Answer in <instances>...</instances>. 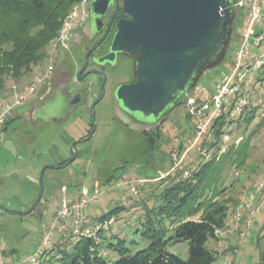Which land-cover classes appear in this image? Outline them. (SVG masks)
Wrapping results in <instances>:
<instances>
[{
    "label": "rangeland",
    "instance_id": "1",
    "mask_svg": "<svg viewBox=\"0 0 264 264\" xmlns=\"http://www.w3.org/2000/svg\"><path fill=\"white\" fill-rule=\"evenodd\" d=\"M241 25L244 26V22H240L239 26ZM236 26L238 25L236 24ZM236 26L232 30L229 44L223 55L212 69L199 78L195 85L194 89L205 90V92H196L197 97L209 98L214 93L220 78L229 73L234 53L238 49L244 32L243 27L236 28ZM253 30L257 34L260 31L264 33V24L255 25ZM73 33L75 35L76 30ZM249 44L251 56L264 52V42L256 47L253 44V39L250 38ZM60 53L58 52L56 55L54 69L61 62L58 61L62 57ZM43 66L44 63L42 66L33 68L32 72L24 77L18 85L24 86L32 82ZM112 66L101 72L106 80L103 87L104 95L93 109L95 131L88 141L76 146L78 155L67 167H54V170L44 173V168L53 164L54 155L59 153L64 158L71 159L73 157L71 143L87 136L92 124L89 111L96 96L101 92L102 81L100 78L102 79V76L90 75L81 83L83 101L79 105L69 108L66 103L61 102L58 94L55 96L53 94L43 110L45 115H33L34 121L32 122L28 119L19 120L6 131L0 132V264H28L27 260L38 247L43 228L55 224L54 214H56L60 200L64 197L61 186H66L68 189L67 195L65 194L67 200H69V196H78L82 188L91 191L97 186L99 190L103 191L97 203L89 205L82 211V214L86 213L89 218L94 215L106 214L117 207H125V210L113 215L112 223L104 229L106 231L102 235L104 238L102 240L103 250L106 253L108 264H113L119 258L116 251L119 240L125 242L124 247L129 254H135L148 245L142 240L140 233H136V230L140 229L137 219L143 213L142 206L138 205L142 203V198L148 197L147 195L154 190L159 182L151 180L141 184L139 186L140 194L130 198L126 205H121V201L128 198L129 190L122 186L121 182L131 176L150 180L141 176L145 169L143 162L152 168L149 170L148 167L146 168L147 175L157 176L155 179L159 180L167 177L174 179L180 173L183 174V177H189L185 176L186 172L189 173L188 167L194 169L198 164L204 163L205 159L199 156V150L202 149L197 148L196 143L194 144L196 132L191 118L186 117L185 101L157 125V127L161 126L164 135V142L159 148L161 154L155 155L154 158L148 157L147 147L140 146L141 140L138 136L154 127L143 128L130 124L126 127L123 125L118 116L113 93L119 84L126 83L130 79V74L126 66L121 65L120 68L115 69H112ZM61 67L62 65L59 69ZM77 67V64L73 65L72 73L76 72ZM257 76L258 73H254L252 84L248 88L250 104L260 105L255 118L248 125L246 131L243 127L235 130V123L229 125L226 129L232 132V137L226 134L223 139L224 143H229L230 139L236 138H239L240 141L241 138L249 136L260 119L264 110V76H261L263 79L261 82H256ZM60 82L61 72L54 75L20 109L29 110L32 108L34 110L46 96L51 95ZM11 84L14 83L9 81L7 86L10 87ZM62 112H66V114L61 115ZM61 117L60 125L53 122V119L58 120ZM226 137L228 139H225ZM69 138L74 140L68 143L65 140L68 141ZM251 145L254 149L247 167H257V171L251 178L243 179L234 186L232 191H227L228 193L226 192L219 198H232L236 201L237 206L235 209L229 210L227 227L225 230L219 231L218 241L209 242V247L213 251L215 250L218 256L216 264H258L259 262V248L264 244V239L260 238L264 234L262 230L264 225L263 130L257 138L252 140ZM179 147L182 151L180 156H184L183 163L180 168L172 172L170 170L175 168L177 160L172 153L180 157L178 155ZM124 161L126 162L125 168L114 172ZM113 172L114 179L100 187V182L104 180H99V178L110 176ZM160 174L165 177L162 178ZM239 174L240 172L234 168L226 167L222 173L224 184L228 185ZM40 176H42V180L39 183ZM259 184H262V188L257 191ZM112 188H114L113 191H111ZM251 196L254 198L252 207L240 213L239 206ZM40 198H42L41 203L33 211L32 208H35ZM136 204L137 206H134ZM146 204L148 208L158 205L154 201H149ZM29 211H31L30 214ZM251 212L254 214V218L250 224H247L246 221ZM239 214L241 218L237 221ZM56 225L57 227L53 228V241H56V231L59 230L58 224ZM88 227L96 228L95 222L92 221ZM112 235H117L118 239L110 240ZM222 237L226 239H221ZM109 242L114 246V249L107 247ZM228 246L234 248L231 249ZM49 249L50 247L41 257V261L52 258L51 253L48 252ZM165 250L181 260L188 258L187 242L168 244Z\"/></svg>",
    "mask_w": 264,
    "mask_h": 264
},
{
    "label": "trees",
    "instance_id": "2",
    "mask_svg": "<svg viewBox=\"0 0 264 264\" xmlns=\"http://www.w3.org/2000/svg\"><path fill=\"white\" fill-rule=\"evenodd\" d=\"M79 1L0 0V94L7 93L9 81L18 85L33 68L42 66L43 63L45 66L47 46L57 36L62 19ZM231 2L235 4L237 0ZM231 13L235 16L232 30L236 24L238 25L236 28L243 27L239 26L240 22H245L243 10L232 8ZM257 73L256 82H261L264 65ZM259 107L260 105L250 104L238 116H230L229 112H226L213 119L208 127V133L199 139L198 143L196 142L197 148L210 152L213 157L198 164L194 169L188 167L189 177H183L180 173L174 179L169 177L155 179L157 176L147 175L146 168L148 167V170L152 168L143 162L145 169L141 176L159 182L138 205L142 206L143 213L137 219L140 229H137L136 233H140L142 240L148 245L135 254H129L124 247L125 242L119 240L116 245L119 258L113 264H216L218 256L215 250L209 247V242L218 241L216 232L226 229L228 212L237 206L232 198H219L227 191H232L243 179L251 178L257 171V167H247V163L254 149L251 145L252 140L257 138L262 130L264 131V117L260 116L254 131L249 136L241 138L238 143L236 141L239 138L230 139L229 143L223 142L226 134L232 137V132L226 128L235 123V130L243 127L246 131ZM186 117L189 118L188 115ZM10 123L11 121L7 120L0 132L6 131ZM138 138L141 140L140 146L147 147L146 153L149 158L161 154L159 148L164 142L161 126L140 133ZM223 147L224 152L217 156ZM181 154L179 147L178 155ZM67 161L69 160L60 166ZM125 163L124 161L114 172L125 168ZM226 167L234 168L241 174L235 176L228 185H225L222 179ZM114 172L110 176L99 178L104 180L100 182V187L114 179ZM149 201H154L158 205L148 208L146 203ZM125 209L123 206L117 207L96 220L101 225ZM262 230L264 231V225ZM104 231L106 230L99 228L94 237L80 238L76 241L69 239L63 245L58 244L55 255L47 261L42 260L39 264H108L102 244ZM260 238L264 239V234ZM112 239H118V236L112 235L110 240ZM180 242L188 243L186 260H181L165 250L166 245ZM107 247L114 249L111 242ZM258 258V264H264V244L259 248Z\"/></svg>",
    "mask_w": 264,
    "mask_h": 264
},
{
    "label": "water",
    "instance_id": "3",
    "mask_svg": "<svg viewBox=\"0 0 264 264\" xmlns=\"http://www.w3.org/2000/svg\"><path fill=\"white\" fill-rule=\"evenodd\" d=\"M118 1L125 18L117 21L109 50L97 63H113L117 54L134 59L133 82L118 85L113 98L118 112L127 118L124 122L156 127L169 111L186 101L199 78L223 55L235 21L231 9L236 7L231 0H90L87 9L102 17ZM99 22L95 20L96 28ZM87 74L77 73V82ZM98 74L102 76L101 93L89 111L90 134L71 143L73 157L63 168L77 157L76 146L95 131L93 109L104 95L106 80L103 73ZM80 102L81 98H74L70 105Z\"/></svg>",
    "mask_w": 264,
    "mask_h": 264
},
{
    "label": "built area",
    "instance_id": "4",
    "mask_svg": "<svg viewBox=\"0 0 264 264\" xmlns=\"http://www.w3.org/2000/svg\"><path fill=\"white\" fill-rule=\"evenodd\" d=\"M90 0H80L70 12L62 19L61 26L57 36L49 43L46 50V63L40 70L35 79L27 85L19 86L11 84L7 93L0 94V129L4 123L11 117L12 113L17 109L26 105L29 98L36 95L41 87L45 86L52 78L56 55L59 51H65L69 48L73 38V32L79 29L86 21L88 15L87 5ZM234 6L243 10L245 22L243 26V35L239 43L238 49L234 53V60L230 66L227 75H223L214 93L209 98L197 97L196 92L204 89H193L191 95L185 101V112L191 118L192 125L195 129L194 144L201 139L208 130L209 123L219 117L221 114L229 112L230 116H238L250 105L248 88L253 81V75L264 65V52L259 55H250L249 39H253V44L259 47L264 42V33L260 31L258 34L254 32V26L264 24V0H237ZM264 117V110L261 113ZM225 139H228L227 137ZM239 140L236 141L238 143ZM225 147L221 149L217 156L223 153ZM200 155L205 160H211L213 155L206 150H199ZM176 164L175 171L181 167L184 156L177 157L174 153ZM163 178L164 175L160 174ZM185 176H189L186 172ZM151 180L141 179L136 176L125 178L121 185L129 190L128 198L121 201V205H126L129 199L140 194L139 186L150 182ZM257 191H260L262 184L257 185ZM114 188H112L113 191ZM103 191L97 186L93 190L82 188L75 200H67L63 197L56 210L55 224L44 227L41 231L38 247L33 255L27 260L28 264H39L41 257L45 251L52 246L53 228L58 224L59 227V244L67 242L69 239L76 241L80 238L94 237L97 229H106L112 220L98 225L94 229L83 227L87 223V219L83 217L82 211L91 204H95L101 197ZM253 196L249 197L238 211H247L252 207ZM264 206V205H263ZM241 218L238 215L237 221ZM254 214L251 212L246 223L250 224ZM219 231L216 232L218 235Z\"/></svg>",
    "mask_w": 264,
    "mask_h": 264
},
{
    "label": "flooded vegetation",
    "instance_id": "5",
    "mask_svg": "<svg viewBox=\"0 0 264 264\" xmlns=\"http://www.w3.org/2000/svg\"><path fill=\"white\" fill-rule=\"evenodd\" d=\"M122 18L125 17L122 14L121 1H118V6L116 2H112L109 9L102 17H95L90 12H88L85 23L79 29H76L75 35L73 33V38L69 48L65 51H59L61 52L60 55L62 54V57L58 60L61 61L58 66L60 67L62 65V67L59 69V67L57 66L58 68L56 67L54 69L52 77L61 72V82L59 83V85L56 86L51 95L46 96L45 99L42 100V102H40L34 108L33 115H45L43 110L47 103L50 101L53 94L54 96L58 94L59 98H61V102L66 103L69 108L71 107L70 102L74 98H81L82 102L83 91L81 83H83L85 79L90 75L98 76V73L104 72L107 68L109 69L113 64L114 66H112V69L120 68L121 65L126 66L130 74V79L126 83L133 82L134 59L132 57L117 54L116 59L113 63H97V60L108 52L113 30L115 29L117 21ZM96 19H99L100 21L98 28H96L94 25ZM74 64H77L78 67L76 72L72 73L71 68ZM79 72H81V75L88 73L84 77L83 81L80 83L76 80V75ZM100 81H102L101 78ZM99 95L100 94H98L96 98L99 97ZM180 105L181 104H179V106ZM171 111H169L167 115ZM64 114H66V112H62L61 115ZM118 116L123 125L128 127V123L124 122L123 120L126 118V116L119 112ZM166 116H164L161 121H163ZM62 117L58 120L53 119V122L59 123L60 121H62ZM137 125L136 127H141ZM91 128L92 124L89 132L91 131Z\"/></svg>",
    "mask_w": 264,
    "mask_h": 264
},
{
    "label": "crops",
    "instance_id": "6",
    "mask_svg": "<svg viewBox=\"0 0 264 264\" xmlns=\"http://www.w3.org/2000/svg\"><path fill=\"white\" fill-rule=\"evenodd\" d=\"M32 110V108L31 109H29V110H25V109H17L15 112H13L12 113V115H11V117L8 119V120H10L11 121V123H10V125H8L7 127H6V130L14 123V122H17V121H19V120H22V119H28V120H30L31 122L32 121H34L33 119H32V116H33V110H32V113L30 112ZM59 125H60V123H58ZM74 139H72V138H69V140L67 141V140H65L66 142H68V143H70V142H72ZM66 160H69V159H67V158H64L63 157V155H61V154H57V155H54L53 156V164H51V165H48L47 167H45V169H44V173H46V172H48L49 170L51 171V170H54L53 168L54 167H62V166H60L64 161H66ZM43 173V174H44ZM32 179V178H31ZM39 183H40V181H39ZM61 189H62V191H63V195H64V197H65V194L67 195V188H66V186H61ZM112 191V190H111ZM63 198V197H62ZM77 198V196L76 197H73V196H69V200L70 199H76ZM41 200H42V198H40L39 199V201H38V204L35 206V208H34V210L37 208V206L41 203ZM70 201H72V200H70ZM87 208V207H86ZM33 210V211H34ZM56 213V212H55ZM83 215V217L84 218H86L87 219V223H85L84 225H83V227H88L89 226V224H91V222L92 221H94L95 222V225L96 226H98L99 224H98V222H97V218H99L100 216H98V215H94L92 218H89L87 215H86V213L85 214H82ZM54 216H55V214H54ZM89 228V227H88ZM56 233H57V239H56V241H53V243H52V246L50 247V249H49V251L48 252H50L51 253V255L53 256V255H55V251H56V247L58 246V244H59V230L58 231H56ZM221 239H226V238H224V237H222ZM229 248H234V247H230V246H228Z\"/></svg>",
    "mask_w": 264,
    "mask_h": 264
}]
</instances>
